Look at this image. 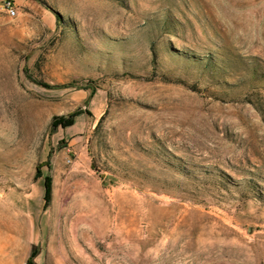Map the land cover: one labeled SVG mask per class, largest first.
Returning a JSON list of instances; mask_svg holds the SVG:
<instances>
[{
    "label": "rangeland",
    "instance_id": "rangeland-1",
    "mask_svg": "<svg viewBox=\"0 0 264 264\" xmlns=\"http://www.w3.org/2000/svg\"><path fill=\"white\" fill-rule=\"evenodd\" d=\"M2 1L0 264H264V0Z\"/></svg>",
    "mask_w": 264,
    "mask_h": 264
},
{
    "label": "built area",
    "instance_id": "built-area-1",
    "mask_svg": "<svg viewBox=\"0 0 264 264\" xmlns=\"http://www.w3.org/2000/svg\"><path fill=\"white\" fill-rule=\"evenodd\" d=\"M1 8L5 11L8 17H14L16 15V8L10 0H3Z\"/></svg>",
    "mask_w": 264,
    "mask_h": 264
},
{
    "label": "trees",
    "instance_id": "trees-1",
    "mask_svg": "<svg viewBox=\"0 0 264 264\" xmlns=\"http://www.w3.org/2000/svg\"><path fill=\"white\" fill-rule=\"evenodd\" d=\"M72 123V120L70 119L69 121H65L64 123H63V125L65 124V125H69V124H71ZM49 193H48V189H47V187H46V189H45V193H44V202H47V200H48V198H49ZM36 255V253L35 252H32L31 254H30V257H29V259L27 260V264H33V257Z\"/></svg>",
    "mask_w": 264,
    "mask_h": 264
},
{
    "label": "crops",
    "instance_id": "crops-1",
    "mask_svg": "<svg viewBox=\"0 0 264 264\" xmlns=\"http://www.w3.org/2000/svg\"><path fill=\"white\" fill-rule=\"evenodd\" d=\"M44 256H42V251H38L36 255L33 257V264H45ZM27 264V263H24Z\"/></svg>",
    "mask_w": 264,
    "mask_h": 264
}]
</instances>
